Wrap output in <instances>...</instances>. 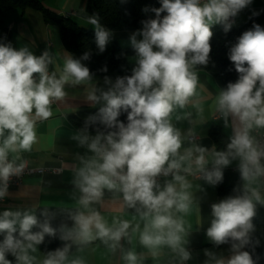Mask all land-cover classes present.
<instances>
[{
	"label": "clouds",
	"instance_id": "obj_1",
	"mask_svg": "<svg viewBox=\"0 0 264 264\" xmlns=\"http://www.w3.org/2000/svg\"><path fill=\"white\" fill-rule=\"evenodd\" d=\"M160 4L144 9L155 13V18L141 21L142 28L129 38L135 53L131 74L114 81L105 76L106 90L93 86L87 92V101L101 107L73 137L92 153L80 158L82 166L74 180L81 193L77 203L85 211L70 214L71 226L61 223L58 228L52 227L47 212L42 213L45 219L41 222L34 211H3L0 264H12L6 258L9 253L16 264H34L36 257L30 252H36L46 235L55 237L57 233L62 241L71 243L48 252L42 264H84L80 258L69 260L73 244L99 239L114 249L122 238L129 237L130 228L132 233L139 232V243L153 256L166 246L180 261H187L186 222L176 213L187 215L193 203L188 177L215 186L233 161H238L244 182L242 189H236L241 194L213 203V219L206 229L215 246H230V256L217 258L205 250L209 258L205 264H257L260 257L254 260L243 249L252 243L256 205H264L259 187L253 186L264 178V142L258 138L264 130V27L254 23L230 47L229 60L239 78L220 89L212 105L225 126L232 118L226 149L209 150L192 143L181 151L185 138L171 117L177 108L189 104L203 111L199 108L203 98L196 102L193 98L200 87L197 66L209 62L212 26L221 24L229 31L232 18L251 0H160ZM89 23L95 26L96 44L103 52L110 33L94 17ZM88 59V53L80 59L66 57L59 75L49 74L52 60L48 52L37 57L26 47L16 50L0 44V198L7 192L10 177L24 168L23 163L10 161L9 153L31 151L37 140V121L53 115L51 105L65 98L66 84L92 83L93 73L82 63ZM101 71L107 72V68ZM122 113L126 122L120 119ZM161 176H171L163 187L158 183ZM105 190L122 193L123 203L135 209L144 222L142 230L140 223L133 226L129 220L114 219L109 226L91 207L102 200ZM123 259L126 264H139L142 258L128 251Z\"/></svg>",
	"mask_w": 264,
	"mask_h": 264
},
{
	"label": "crops",
	"instance_id": "obj_2",
	"mask_svg": "<svg viewBox=\"0 0 264 264\" xmlns=\"http://www.w3.org/2000/svg\"><path fill=\"white\" fill-rule=\"evenodd\" d=\"M85 3L86 0H44L43 6L51 14L68 17L84 28L95 29V26L89 23L93 16L84 12ZM263 5L264 0H251V4L234 17L232 25L238 27L244 24ZM219 25L221 24L212 27ZM137 30H117L113 32V36L122 47H132L129 38ZM0 44L11 45L16 50L26 47L37 57L48 52L52 60V63L48 65L49 74L56 72L59 75L64 59L71 57L70 52L61 41L59 27L55 23L45 21L41 12L30 8L0 11ZM134 55L135 53L127 59L130 69L133 67L132 58ZM197 73L200 87H198L197 97H194L193 101L196 102L203 98L199 103V108H202L203 111H198L197 107L189 104L184 109L177 108L171 117L174 126L181 131L182 137L185 138L181 151L190 147L192 143L209 150L215 148L208 134V129L213 123L221 125L228 139L232 135V118L229 117L228 126H225L220 114L212 108L215 97L221 88L208 71L197 69ZM93 86L105 90L107 88L104 78L96 75H93L91 84H66L65 98L54 101L51 105L53 115L47 120L37 121L35 125L37 140L31 151L9 153V160L23 159L28 167H43L50 170L26 175L19 185L7 188L5 196L0 200V214L5 210H29L34 211L35 214L38 207L85 211L77 203L81 193L76 188L74 180L77 170L82 166L80 158H87L92 153L86 146H81L78 141L73 139L81 128L77 127L72 120L74 116L79 115L81 109L100 106L99 104L94 105L86 99L87 92ZM7 134L6 132L5 136ZM253 134L255 135V133ZM191 135L195 138L189 141L188 137ZM0 142H2V138H0ZM53 169H60V171L54 172ZM237 171L238 161H233L224 169L223 180L219 183H233ZM188 179L192 183V188L189 191L192 194L193 203L187 215L182 213H176V215L182 216L186 222L185 227L188 234L185 237L187 241L185 248L190 252L189 260L180 261L179 257L166 246L157 249L158 254L153 256L151 250L139 243V232L132 233L131 228L129 237L122 238L114 249L99 239L84 245L73 244V248L69 252V260L80 258L84 264H126L123 259L124 254L133 251L142 258L139 260V264H205L209 259L205 255V250L215 253L217 258L227 259L230 256L229 247L215 246L206 236V229L210 227L213 219L211 205L225 199L226 196L217 193L216 185H210L201 178L189 176ZM166 180H171V178L163 179L158 183L163 187ZM253 186L259 187L261 195L264 197V178ZM91 207L101 213L109 226L112 225L114 219H118L132 221L133 226L140 223L141 230L143 229L144 222L140 220L135 209L128 208L123 203V196L120 192L105 190L102 200ZM256 207L264 208V205L257 204ZM36 249V252H30V255L36 257L34 264H42L46 254L39 249L38 245Z\"/></svg>",
	"mask_w": 264,
	"mask_h": 264
},
{
	"label": "trees",
	"instance_id": "obj_3",
	"mask_svg": "<svg viewBox=\"0 0 264 264\" xmlns=\"http://www.w3.org/2000/svg\"><path fill=\"white\" fill-rule=\"evenodd\" d=\"M43 2L44 0H0V11H8L13 8L21 10L30 8L41 12L45 21L55 23L59 27L61 41L72 58L80 59L85 53H88L89 59L82 60V63L89 68L90 72L100 78L107 76L112 80L118 76L131 74L127 59L134 54L133 47H122L113 36V32L142 28L141 21L155 18V13L152 11L145 12L144 9L161 6L160 0H86L84 12L96 18L98 23L110 33L105 50L100 52L96 44L95 29L84 28L68 17L51 14L43 6ZM256 13V15L253 13L244 24L238 27L232 25L227 32L224 31L223 25L212 27L213 37L210 40L209 62L206 66H197V69L211 73L221 89L225 88L229 82H236L239 78V74L229 60L230 47L236 43L237 38L242 33L251 29L254 23L264 27V5ZM164 14L162 13V15ZM105 67L107 72L101 71ZM100 107L101 105L95 108L81 109L79 115L73 117V123L82 128L87 118L95 115ZM120 119L126 122V114L122 113ZM89 130L94 132L91 127ZM208 134L216 150L226 149V145L230 141L224 134L221 125L211 124ZM242 186L243 181L238 170L233 183H218L216 190L218 194L226 197L236 196L241 194V191H236V189H242ZM44 212L48 213L52 227L58 228L61 223H67L71 226L73 222L69 219V215L74 214L76 209L38 207L35 215L41 222L45 219L42 215ZM252 223L254 226V230L250 233L252 243L243 250L250 251L254 260L259 256L260 259L257 264H264V208L256 207V215L253 217ZM37 230L36 228L33 229V231ZM2 240L3 234H0V241ZM65 243L68 242L61 241L59 233H57L55 237L46 235L44 241L38 246L44 254H47L63 247ZM219 247L230 246L224 244L219 245ZM72 248L73 245L70 251ZM6 258L12 261V264L16 262L15 257L10 253L6 254Z\"/></svg>",
	"mask_w": 264,
	"mask_h": 264
},
{
	"label": "built area",
	"instance_id": "obj_4",
	"mask_svg": "<svg viewBox=\"0 0 264 264\" xmlns=\"http://www.w3.org/2000/svg\"><path fill=\"white\" fill-rule=\"evenodd\" d=\"M202 2H203V0H202ZM232 19L234 20V18H232ZM256 134L257 133H255V135ZM194 138L195 137L193 135H191V136L188 137V140L192 141ZM258 138H260L262 140V142H264V131H260ZM10 161H12V160H10ZM14 162L16 164L23 163L24 164V168L19 174L10 177L9 183H8V188L12 187V186L19 185L21 183L22 179L24 178V176H26V175H29V174H32V173H43L45 171L50 170L48 168H43V167H37V168L28 167L26 162L23 159L14 160ZM53 171L54 172H59L60 169H53ZM190 177H193V176H190ZM167 178H171V176H169V177H163V176L158 177V182L163 180V179H167ZM193 178H198V177H193ZM0 200H2V198H0Z\"/></svg>",
	"mask_w": 264,
	"mask_h": 264
}]
</instances>
